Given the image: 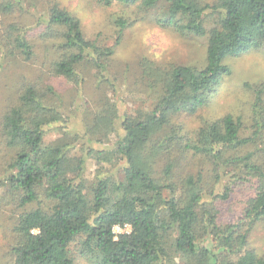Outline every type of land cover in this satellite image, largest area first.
<instances>
[{
	"label": "trees",
	"instance_id": "trees-1",
	"mask_svg": "<svg viewBox=\"0 0 264 264\" xmlns=\"http://www.w3.org/2000/svg\"><path fill=\"white\" fill-rule=\"evenodd\" d=\"M11 1L0 0V12ZM114 2L151 11L158 25L181 35L206 36V65L159 68L144 61L143 74L161 89L151 110L120 114L110 103L94 114L83 139L99 143L114 134L116 140L111 148H86L98 174L88 192L79 175L67 173L69 141L44 142L67 118L53 103L54 91L26 84L0 115V139L12 151L0 190L17 211L5 264H75L76 255L89 264H178L175 258L180 264H264V251L247 248L251 230L264 222V82L246 85L253 94L249 126L224 115L190 136L170 123L172 116L193 115L207 104L230 72L226 57L264 46V0H100L106 7ZM208 20L213 26L207 30ZM132 22L116 17L114 43L100 47L85 39L76 17L53 5L45 35L53 33L60 43L51 72L79 85L77 66L88 62L106 77L109 58ZM7 43L26 59L32 56L23 36H9ZM172 153L178 155L167 158ZM184 156L198 169L175 180ZM117 163L115 171L105 169ZM236 192L243 194L231 202ZM234 211L231 222H220ZM126 224L130 232L115 238L112 227ZM203 240H210L209 248L199 244Z\"/></svg>",
	"mask_w": 264,
	"mask_h": 264
},
{
	"label": "rangeland",
	"instance_id": "rangeland-1",
	"mask_svg": "<svg viewBox=\"0 0 264 264\" xmlns=\"http://www.w3.org/2000/svg\"><path fill=\"white\" fill-rule=\"evenodd\" d=\"M11 3L9 10L0 12V115L17 101L19 91L26 84L52 88L57 97L53 103L67 118L62 129L53 128L45 135L44 142L52 144L56 141H69L70 158L65 165L67 173L73 178L79 175L87 192L94 185L98 174L95 158L88 156L86 148H111L116 140L114 134L99 143H95V139L90 143L83 139L94 114L110 103L116 104L120 114L138 116L151 110L161 89L143 74L144 61L152 62L159 68L178 65L202 69L206 65V36L181 35L174 28L161 27L153 12L138 13L136 6L114 2L106 7L100 0H12ZM53 5L76 17L85 39L100 47L114 43L119 29L115 23L116 17L122 16L133 21L121 33V41L107 63L106 77H100L95 67L88 62L77 66L82 77L79 85L51 72V65L59 55L60 43V39L51 36L53 33L48 37L45 35L50 33L47 20ZM211 23L212 20L205 22L207 30L213 26ZM11 27L13 31L10 30ZM9 36L10 39L23 36L32 45V56L26 59L21 52L14 50L7 43ZM223 63L230 72L212 88L207 104L193 115L181 113L172 116L170 123L173 127L192 136L205 121L224 115L240 118L245 126L250 125L253 94L246 85L264 82V46L237 57H226ZM11 153L0 139V174L7 169ZM177 155L178 153H172L167 158ZM165 159L163 157L156 166L159 175ZM119 163L116 166L106 165L105 169L115 171L121 166ZM191 164L187 158L180 160L175 166V180L198 169ZM242 194L236 192L230 201L237 200ZM2 195L3 191L0 190V264H5L11 260L9 249L14 244L12 229L17 211L13 203L4 202ZM33 207L34 205H30L26 209ZM233 218L235 211L233 214H225L220 222H231ZM199 244L207 248L211 245L210 240H203ZM247 248L258 254L263 253L264 222L256 223L251 230ZM174 261L178 264L182 262L176 258ZM75 264L89 263L76 255Z\"/></svg>",
	"mask_w": 264,
	"mask_h": 264
},
{
	"label": "built area",
	"instance_id": "built-area-1",
	"mask_svg": "<svg viewBox=\"0 0 264 264\" xmlns=\"http://www.w3.org/2000/svg\"><path fill=\"white\" fill-rule=\"evenodd\" d=\"M130 232V226L129 225H115L112 227V233L114 234L115 238L119 235V234H123V233H129Z\"/></svg>",
	"mask_w": 264,
	"mask_h": 264
}]
</instances>
